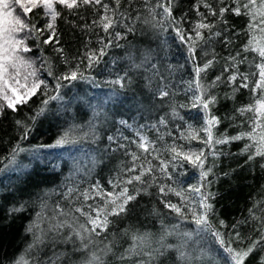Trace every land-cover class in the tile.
Listing matches in <instances>:
<instances>
[{"label":"trees","instance_id":"16d2710c","mask_svg":"<svg viewBox=\"0 0 264 264\" xmlns=\"http://www.w3.org/2000/svg\"><path fill=\"white\" fill-rule=\"evenodd\" d=\"M210 2L213 7H217L216 0ZM227 2L228 0H225V3ZM126 3L127 0H123L122 9ZM141 3L142 0H136L137 7ZM196 3L197 0H175L173 15L180 17L186 14L187 22L183 24L185 29H190L200 19L195 11ZM58 10L61 11V16L56 22L60 37V45L57 47L63 46L65 54L70 58L81 56L88 48H98L97 33L99 36H103L104 33L98 28L90 32L83 28V25L91 24L99 13H94L91 7L81 8L77 14H70L67 9H61L60 6ZM200 11L208 16V23L216 21L217 17L209 16L203 6ZM132 14L135 15L134 12ZM225 19L231 30L197 48L196 55L201 62L211 59L213 53L216 56L213 67L207 71V82H211L221 74L225 65L223 58L230 54L234 55L248 39L245 34L247 17L235 16L229 12L225 14ZM37 20L38 26L44 23L39 17ZM135 28L134 34L129 33L126 40L119 41L123 47L109 49L99 66L85 73L94 79L79 80L61 89L63 99L51 101L45 113L35 120L28 139L20 141L21 147L27 151L21 152L14 164L0 172V262L2 264H14L15 260L24 255H27L32 264H41V262L48 264V258L53 252L67 253L70 245L53 243L51 240L38 246L34 251L27 252L34 238L32 233L26 231L27 227L36 220L37 213L42 211V205H46L43 212L47 217L53 215L58 204L68 207L69 200H74L77 195L73 193L71 197L66 198L69 188L82 191L99 182L105 189L111 191L108 181L131 163L130 157L124 154L125 150L119 148L118 144L127 145L128 151H138L134 144L129 143L137 139L138 130L151 140H155L157 147L160 148L173 143V138H177L176 143L184 144L185 148L203 147L196 140L189 145L178 138L179 132L183 131L186 125L191 124L195 128L202 126L203 114L199 109H178L180 115L184 117L183 120L171 116L170 104L187 105L191 96V93L186 95L183 91L185 87L183 81L193 78V65L188 58L187 47L180 43L171 28L166 33H160L157 29L140 22H136ZM117 30L125 31L123 28ZM257 35L259 37V33ZM205 36L207 37V30ZM225 37L231 41L230 44L222 42ZM46 38L47 35L42 37V39ZM89 40H91L90 44L87 43ZM28 43L33 47V52L28 55L37 57L36 63L39 67V50L35 48L34 41L29 40ZM43 54L51 59L55 72L65 71L66 66L61 63V58L53 51L52 45L44 46ZM129 55L133 57L135 63H140L146 55L149 56L150 63L156 64L160 69V75L167 79L162 82L160 76H154L151 70H147L149 63H145L141 68L132 67L133 60L128 59ZM243 55L245 54L242 53ZM247 55L251 58L254 54L249 52ZM246 70L247 65L240 66V71ZM125 73H127L126 80L130 78L131 83H126L123 88L111 83ZM228 74L224 73L225 79ZM42 78H47L49 83H52L46 73H42ZM161 83L169 84L175 95L161 100L156 94ZM213 92L218 102L212 111L221 118L220 125L215 129L216 134L219 135L227 130V134L231 136L240 131L250 130L249 125L242 121H246L252 114L248 113L241 117L235 111L238 107L252 103L250 91L241 89L236 93L235 99H229L232 88L227 83H220ZM40 99L43 97H33L28 105L23 106L18 112L13 113L5 109L4 115L0 116V158L8 157L10 149L19 140L22 129L15 121H27L39 107ZM161 116H165L168 120L167 127L158 124ZM226 117H234L235 123L232 119H225ZM120 121L126 123L121 124ZM153 124L157 125L159 131L151 127ZM92 126L95 128V139L90 132ZM66 131L70 132L72 137L78 138L79 142L59 147L57 152L53 151L54 147H47L55 144V141ZM85 133H88L86 137ZM161 135L163 140L158 139ZM108 136H113L114 141H109ZM125 137L127 140L124 139ZM245 143L246 140H241L228 145H218L217 148L224 154L215 158L213 171L216 175L209 177L213 181L211 191L216 195L213 201L214 214L210 215V220L215 227H219V220L225 221L228 227L220 228V231L225 234L226 240L234 237L235 231H239L244 238L241 247H246L252 242L247 239L248 237L252 239L259 237V232L255 230L259 222L252 219L253 213L258 217L264 216V167H261L264 165V158L257 157L246 163L247 155L241 153ZM42 145L45 147H41ZM163 155L165 159L169 158L166 152ZM213 159L209 156L208 165L213 163ZM4 165H10L8 159L0 160V169ZM184 168L187 175L180 176L179 180L185 186L189 183L195 184L198 177L196 169L188 164H185ZM131 190L130 187V192ZM167 199L179 202V199L171 194ZM76 203L79 204L78 201ZM20 206H23V211L10 213L11 209ZM128 209L126 215L110 217L113 223L109 225L108 231L98 238V242H112L113 250L104 257L105 264H138L140 260L147 259L144 256L119 259L120 254L132 243V233L149 235L150 248H145V251L160 247L162 237L164 244L172 246L154 264H185L179 258L177 247L184 242L182 233L195 231L196 225L191 219L181 220L165 208L155 186L149 189V194L142 193L136 200L131 201ZM233 224H238L237 229L232 228ZM46 226L42 224V227ZM166 229L171 234L165 236ZM202 235L204 239L194 236L188 241L185 250L193 256H199L201 262L213 260V264H230L227 254L214 238L207 233ZM99 246L102 248L104 244ZM232 246L237 247V244L233 243ZM200 253L206 255L200 256ZM262 254L264 253L259 250L253 252L245 264H258ZM87 255L88 253L83 251L73 254L72 264H82ZM66 258H62L58 264H64ZM193 264L197 262L193 261Z\"/></svg>","mask_w":264,"mask_h":264},{"label":"snow or ice","instance_id":"6c2138e0","mask_svg":"<svg viewBox=\"0 0 264 264\" xmlns=\"http://www.w3.org/2000/svg\"><path fill=\"white\" fill-rule=\"evenodd\" d=\"M122 2L123 0H0V116L4 115L5 109L16 113L23 106L28 105L33 97H43L40 99L39 107L32 116L28 117L27 121H15L16 125L22 129L19 140L10 149L9 156L0 158V160L8 159L10 164H14L17 156L27 151L21 147L20 141L28 139L32 125L39 116L45 113L49 103L63 99L61 89L64 87L79 80L94 79L85 73L99 66L109 49L123 47L119 41L126 40L127 34L136 32V22L157 29L160 33H166L171 28L180 43L187 47V55L193 65V78L183 81L185 85L183 91L186 95L191 93V96L187 105L171 103V116L183 120L184 117L180 115L178 109H199L203 114L202 126L195 128L188 124L183 131L179 132L178 138L189 145L196 140L203 147L185 148L184 144L176 143L177 138H173V143L160 148L157 147L155 140H151L138 130L137 139L129 141L138 151H128L127 145L118 144L119 148L125 150L124 154L130 157L131 163L108 181L112 190L108 191L99 182L82 191L69 188L66 198L77 193L74 200H69L68 207L58 204L51 217L44 214L43 208L46 205H42V211L37 213L36 220L26 229L34 237L27 252L30 253L51 240L53 243L59 242L71 247L67 253L53 252L48 258V264H58L64 257H67L64 264H72V255L81 251L88 253L82 264H105L104 257L113 250L112 242H98V238L106 233L109 225L113 223L110 217L126 215L129 211L128 204L142 193L149 194V189L155 186L165 208L181 220L191 219L196 225L194 232L182 233L185 238L184 242L177 247L179 258L185 264H193V261L197 264H213V260L201 262L199 256H193L185 250L188 241L194 236L204 239L202 235L204 233L214 238L223 252L227 254L230 264H245L253 252L259 250L264 253V216L258 217L253 213L252 219L259 222L255 229L259 232V237L256 239L248 237L247 239L252 242L246 247L240 246L244 238L241 237L239 231H235L234 237L226 240L225 234L220 231V228L228 227L225 221L219 220V227H215L210 220V215L214 214L213 201L216 195L211 191L213 181L209 177L216 175L213 171L215 158L224 154L217 148L218 145L246 140L247 143L241 149V153L247 155L245 162L255 160L257 157L264 158V0H228L227 3L225 0H216L217 7H213L210 0H197L195 11L200 19L190 29L183 27V24L187 22L186 14L180 17L173 15L175 0H142L139 7L136 6V0H127L123 9L121 8ZM58 6L61 9H67L70 14H77L79 9L84 7H91L94 13H99L91 24L83 25V28L90 32L98 28L104 33L103 36L97 33L98 48H88L81 56L70 58L65 54L63 46L57 47L60 45V37L56 22L61 16ZM201 6L207 9L209 16L217 17L214 23L207 22L208 16L200 11ZM133 12L135 15L132 14ZM229 12L235 16L243 15L248 18L245 28L248 39L234 55L230 54L223 58L225 65L221 74L211 82H207V71L213 67L216 56L213 53L211 59L201 62L196 55L197 48L231 30L225 19V14ZM37 17L44 20V23L38 26ZM218 25L222 26L218 27ZM118 28H123L125 31H119ZM205 30H207V37ZM45 35L47 38L42 39ZM29 40L34 41L35 48L39 50V67L36 63L37 57L28 55L33 52V47L29 46ZM222 42L231 43L227 37ZM87 43L90 44L91 40ZM48 45H52L53 51L60 56L61 63L66 66L65 71L57 73L53 70L51 59L43 54L44 46ZM249 52L254 54L251 58L247 55ZM242 53L245 55L242 56ZM128 59L133 60V57L129 55ZM145 63H149L147 70H151L154 76H160L162 82L167 79L160 75V69L156 64L150 63V57L147 55L140 63H135L133 60L132 67L141 68ZM81 65L84 67L82 68ZM241 65H247V70L240 71ZM42 73H46L47 77L51 78V84L47 78H42ZM224 73H229L226 79ZM126 77L127 73L124 76H118L111 83L123 88L126 83H131V79L126 80ZM220 83H227L232 88L229 99H235L236 93L241 89L250 91L252 103L235 109L241 117L248 113L252 114L246 121H242L249 125L250 130L240 131L231 136L227 134V130L219 135L216 134L215 129L220 125L221 118L212 111L218 102L213 89ZM156 94L163 100L170 95L174 96L175 92L169 84L161 83ZM225 119H232L235 123L234 117ZM120 123L125 124L126 122L120 121ZM158 124L167 127L168 120L165 116H161ZM151 127L159 131L156 124ZM90 132L93 133L95 139L94 126L90 128ZM87 135L88 133H85V137ZM107 139L114 141L115 138L108 136ZM124 139L127 140L126 137ZM158 139L163 140V136L161 135ZM77 142H79L78 138L72 137L70 132L66 131L55 141V144L47 147H62ZM165 152L169 157L167 159L163 155ZM209 156L214 158L211 165H208ZM185 164L196 169L198 177L195 184L189 183L185 186L179 180L180 176L187 175ZM2 171L3 169H0V172ZM169 194L177 197L179 202L167 199ZM77 201L79 204L76 203ZM88 201H93V203H88ZM23 210V206H20L11 209L10 213ZM42 224L47 226L42 227ZM237 227L238 224L232 225L233 229ZM125 234L127 235V231ZM169 234L171 233L166 229L164 235ZM105 240H107L106 236ZM149 240L147 233H132V243L120 254L119 259L144 256L147 259L140 260L138 264H154L159 257L165 255L168 248L172 247L164 244L162 237L160 247L145 251V248H150ZM233 243H236L237 247H233ZM100 244H104V247L101 248ZM203 255L206 253H200V256ZM14 264H32V262L27 255H24L15 260ZM258 264H264V254L259 257Z\"/></svg>","mask_w":264,"mask_h":264},{"label":"rangeland","instance_id":"374dc122","mask_svg":"<svg viewBox=\"0 0 264 264\" xmlns=\"http://www.w3.org/2000/svg\"><path fill=\"white\" fill-rule=\"evenodd\" d=\"M58 150H59V147H54V149H53L54 152H57ZM10 166H11V164H10V165H4L2 169H3V170H6V169H8Z\"/></svg>","mask_w":264,"mask_h":264}]
</instances>
